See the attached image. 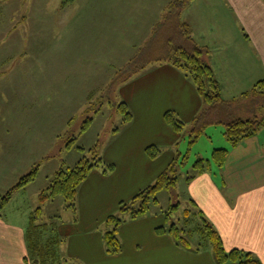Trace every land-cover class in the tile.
Returning a JSON list of instances; mask_svg holds the SVG:
<instances>
[{
  "label": "crops",
  "instance_id": "1",
  "mask_svg": "<svg viewBox=\"0 0 264 264\" xmlns=\"http://www.w3.org/2000/svg\"><path fill=\"white\" fill-rule=\"evenodd\" d=\"M31 1L0 0V100L10 87L18 96L30 94L28 85L22 83L26 88H21V81L27 78L25 68L19 70L25 65L22 56L34 46L31 44L35 37L33 25L41 24V15H55V10L53 15L31 5ZM77 1L71 0L63 6V0H58L57 6L65 12L83 5ZM130 1L137 7L138 2L146 0ZM162 1L160 7L158 0H152L156 3L155 10L159 8L163 16L172 1L166 3L165 8V0ZM90 2L86 1L85 5ZM211 10L219 24H211L208 18ZM202 13L205 19L200 20ZM37 16L29 28V19ZM181 19L191 27L192 37L209 48L206 61L220 82L226 100L239 97L264 79V0H192L182 11ZM110 21L104 20L101 24ZM51 32L55 39V31ZM51 32H48L49 37ZM103 34L106 41L94 44L92 49H103L106 55L95 53L92 56L99 77L108 76L107 79L113 81L115 74L143 47L123 65L125 59L120 62L119 43L112 36L105 37L104 31ZM134 46L131 44L129 48ZM38 63L41 68L45 62ZM33 89L40 90L39 87ZM102 89L97 87L88 93V103ZM119 96L133 113V120L105 133L108 140L101 145L100 155L106 164L115 165V170L106 174L99 168L94 169L79 189L76 210H70L74 217L59 224L58 233L65 240L62 254L67 259L65 262L217 264L209 245L201 251L188 250L177 245L171 235L157 232V228L167 226L163 208L125 222L120 229L122 251L113 256L106 252L104 228L107 218L117 213L121 203L131 201L141 190L155 183L175 158L176 144L182 142L181 135L166 122L165 114L173 111L189 125L204 108L193 82L169 63L146 68L122 85ZM2 107L0 105V111ZM150 146L161 148L162 154L157 158L150 157L147 153ZM221 147L228 150L224 167L213 166L200 175H195L194 171L187 174L184 194L220 232L228 251H250L264 263V128L237 146L224 142ZM194 175V179L187 180ZM8 205L0 210V264H33L28 259V227L21 219L12 221L4 215Z\"/></svg>",
  "mask_w": 264,
  "mask_h": 264
},
{
  "label": "rangeland",
  "instance_id": "2",
  "mask_svg": "<svg viewBox=\"0 0 264 264\" xmlns=\"http://www.w3.org/2000/svg\"><path fill=\"white\" fill-rule=\"evenodd\" d=\"M86 1L91 2L85 5ZM170 1L174 0H165L164 8ZM78 2L84 6L69 9L65 13L64 8L57 6L58 0L31 1V5L51 14L55 10V15H41L40 25L33 23L39 16L30 18L27 24L29 28L34 24L35 37L31 43L34 46L22 56L25 65H21L19 70L25 68L27 78L21 81V88H26L22 83L28 85L30 94L18 96L17 91L10 87L0 100V105H3L0 111V200L18 185L21 178L39 165L35 181L15 191L4 212L12 221L21 219L26 227L29 226L31 214H36L38 208H41V215L37 223L60 224L74 217V213L66 208L61 195L42 202L41 194L51 185L59 169L73 168L83 157H89L88 150L98 141L100 148L107 143L105 133L120 128L123 124L124 116L119 112L118 106L122 102L119 92L125 82L116 84L109 92L103 91L112 80H108V76L99 77V69L92 54L106 53L103 49H92L93 45L106 41L103 31L107 33L105 37L112 36L119 43L120 62L125 59L124 65L137 50L144 47L153 27L163 19L161 10H155L156 3L153 4L152 0L138 4L136 1L137 7L132 6L133 1L130 0H78L77 4ZM162 2L158 0L160 7ZM213 11H209L208 18L212 25L219 24ZM199 17L200 20L205 19L204 13ZM104 20L111 21L101 24ZM49 31H55V39L52 38V32L49 37ZM174 40L172 43H177L178 38ZM131 44L135 45L134 48H129ZM38 62L45 63L40 68ZM11 67L9 65L10 69ZM33 87H39L40 90H34ZM97 87L103 89L88 103V93ZM243 96L244 93L231 99H239L238 116L250 118L264 114V98L258 97L257 110L249 112V106L255 98ZM90 108L93 109L92 112L88 111ZM96 109H99L98 113ZM89 118H92L91 124L84 130ZM186 130V137L179 149L182 154L189 152V160L179 169L180 181L177 186L160 192L159 204L153 207V211L161 208L169 210L171 204L181 202L182 208L173 215L176 221L183 218L189 203L184 194L186 175L194 171L193 165L198 159L211 158L215 149H224L221 147L222 143L228 142L224 135L225 124L209 127L192 148L189 147L188 140L189 125ZM79 147L85 150L81 151ZM64 247L62 244L59 249L61 258Z\"/></svg>",
  "mask_w": 264,
  "mask_h": 264
},
{
  "label": "trees",
  "instance_id": "3",
  "mask_svg": "<svg viewBox=\"0 0 264 264\" xmlns=\"http://www.w3.org/2000/svg\"><path fill=\"white\" fill-rule=\"evenodd\" d=\"M192 0H174L166 8L162 22H159L152 33V37L146 46L119 70L105 92H109L116 84L127 82L140 72L154 64L169 63L190 79L203 101L204 108L189 124V147L192 148L202 138L209 127L226 125L225 137L232 146H237L244 140L258 135L264 128V114L262 116L245 118L238 116V100H226L222 96L220 82L216 79L213 69L208 65L206 57L210 53L207 46L200 45L192 37L191 27L182 21V11L188 7ZM71 3V0H63V6ZM178 38L177 43H172ZM259 98H264V79L258 81L243 98H255L249 106V112L256 109ZM238 103V104H237ZM118 110L123 114V124L127 125L133 120V113L125 102H121ZM92 112L93 109H89ZM95 111V110H94ZM97 113L99 109H96ZM238 116V117H236ZM165 120L172 129L181 135L182 140L186 137L187 124L184 123L175 112L168 111ZM89 118L83 127L86 130L91 124ZM76 139H73L75 141ZM72 142V141H71ZM177 153L168 167L158 176L155 183L141 190L131 201L121 203L116 214L110 215L104 228V242L106 252L113 256L122 251L120 229L128 220H136L154 213L153 207L159 204L158 195L164 190H171L180 181L179 169L189 160V152L182 154L179 149L180 143L176 144ZM72 147V144L69 145ZM82 151L85 148L79 147ZM191 150V149H189ZM162 149L157 146L147 148V153L152 158L162 154ZM89 157H83L73 168H62L51 181V185L41 194V201L46 202L61 195L66 208L76 210L79 189L96 168L109 174L115 170V165L106 164L100 155V141L88 150ZM228 157L227 149H215L210 160L198 159L193 170L195 175H200L213 166L224 167ZM39 165L23 178L18 185L1 197L0 210L4 209L12 200L15 191L23 189L35 181L39 173ZM188 177V181L195 178ZM182 208V203L170 205L169 210H164L167 226L157 228L159 234L171 235L177 245L194 251H201L210 246L217 264H264L253 252L225 248L224 240L216 227L207 219L204 212L193 200H189L184 210L183 218L176 221L173 215ZM30 216L27 229V243L29 249L28 259L33 264H63L67 261L60 257L59 249L64 243V238L58 233L57 223H37L41 215L38 208ZM175 221V222H174ZM179 222V223H178ZM62 261V263H61Z\"/></svg>",
  "mask_w": 264,
  "mask_h": 264
}]
</instances>
